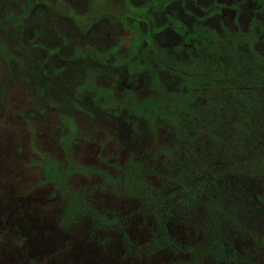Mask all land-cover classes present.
<instances>
[{
    "label": "rangeland",
    "instance_id": "374dc122",
    "mask_svg": "<svg viewBox=\"0 0 264 264\" xmlns=\"http://www.w3.org/2000/svg\"><path fill=\"white\" fill-rule=\"evenodd\" d=\"M172 263L264 264V0H0V264Z\"/></svg>",
    "mask_w": 264,
    "mask_h": 264
},
{
    "label": "trees",
    "instance_id": "16d2710c",
    "mask_svg": "<svg viewBox=\"0 0 264 264\" xmlns=\"http://www.w3.org/2000/svg\"><path fill=\"white\" fill-rule=\"evenodd\" d=\"M181 108L184 109L183 107ZM215 248L218 254L223 258L224 257L230 258L235 253L233 246L227 240H217L215 242ZM172 264H177V263H172Z\"/></svg>",
    "mask_w": 264,
    "mask_h": 264
}]
</instances>
